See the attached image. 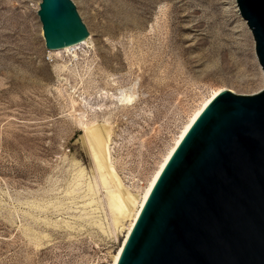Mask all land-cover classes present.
<instances>
[{"label":"rangeland","instance_id":"1","mask_svg":"<svg viewBox=\"0 0 264 264\" xmlns=\"http://www.w3.org/2000/svg\"><path fill=\"white\" fill-rule=\"evenodd\" d=\"M39 1L0 0V264H111L123 230L81 123L111 128L116 170L141 188L202 98L255 89L254 40L235 0H71L92 43L56 54Z\"/></svg>","mask_w":264,"mask_h":264},{"label":"water","instance_id":"2","mask_svg":"<svg viewBox=\"0 0 264 264\" xmlns=\"http://www.w3.org/2000/svg\"><path fill=\"white\" fill-rule=\"evenodd\" d=\"M264 74V0H235ZM46 49L88 35L71 0H40ZM116 264H264V88L217 93L167 160Z\"/></svg>","mask_w":264,"mask_h":264},{"label":"bare ground","instance_id":"3","mask_svg":"<svg viewBox=\"0 0 264 264\" xmlns=\"http://www.w3.org/2000/svg\"><path fill=\"white\" fill-rule=\"evenodd\" d=\"M234 9L239 15L237 5H235ZM242 21L245 23L243 19ZM91 43V33H88L86 37L76 43L65 45L59 48L49 49L48 51L56 54H60V52L66 51L71 52V54L75 56L76 48H79L81 45L89 46L91 45ZM258 70L260 73L259 82L255 89L247 94L257 93L264 88V74L259 64ZM222 90L232 91L225 87L216 88L212 90L210 94L202 98L200 103L190 112L186 121L179 129L178 133L176 134V136L173 137L172 142L168 145L165 152L162 154L160 161L158 162L154 170L151 172L145 185L141 188L140 186L139 188L137 186H131L129 182L125 180L126 178L124 179V181L119 176L111 157V128H109L105 123H98L92 120L88 123H81L80 128L82 134H80V137L87 146L88 154L94 166L95 174L99 181V185L104 191L106 203L111 213L113 224L116 225L117 228L123 230L122 240L120 241L117 250L112 255L111 264L117 263L123 245L134 225V222L140 210L142 209L152 187L154 186L159 174L164 168L167 160L175 150L176 146L181 141L182 137L184 136L190 125L202 111V109L217 93ZM133 99L134 94L132 92L127 91H124L119 97V100L126 104H131ZM83 175V168L79 166L76 172V178L80 179L81 177H83ZM86 185L88 186L89 194L86 198L85 204L91 205L92 203L96 202L94 196L98 188H93L89 185L88 182L86 183Z\"/></svg>","mask_w":264,"mask_h":264}]
</instances>
